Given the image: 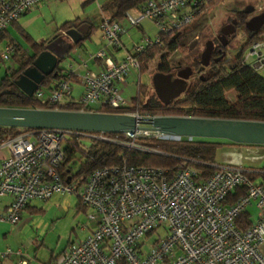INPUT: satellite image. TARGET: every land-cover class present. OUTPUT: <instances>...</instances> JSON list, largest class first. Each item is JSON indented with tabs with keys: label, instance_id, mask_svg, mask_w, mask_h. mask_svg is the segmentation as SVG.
Returning a JSON list of instances; mask_svg holds the SVG:
<instances>
[{
	"label": "built area",
	"instance_id": "1",
	"mask_svg": "<svg viewBox=\"0 0 264 264\" xmlns=\"http://www.w3.org/2000/svg\"><path fill=\"white\" fill-rule=\"evenodd\" d=\"M49 1L0 0V34ZM205 4L204 0H147L136 11L137 17L128 14L125 22L129 28H140L143 21H149L158 34L153 39L142 37L120 60L114 54L124 49L121 38L127 32L125 25L102 16L98 29L102 47L86 60L100 63L101 70L95 74L87 70L81 77L82 93L76 104L86 109L127 107L120 94L130 72L140 74L139 57L161 45V36H176L187 28L197 15L206 12H201ZM14 52L15 45H7L0 61L9 60ZM243 60L255 72L264 69V43L255 42ZM229 61L227 57L224 62ZM86 62L81 61L84 69ZM73 75L68 71L48 92L38 89L33 96L40 106H57L70 98ZM130 116L139 121L140 128L150 127L154 118L137 113ZM71 136L159 156L163 154L139 141L177 139L147 129H136L120 138L38 130L3 141L0 151H7L9 156L0 161V199L11 200L0 212V222L17 224L25 207L35 200L76 193L89 210L88 219L95 223L84 239L70 242L60 260L49 264H116L121 259L126 264H264L260 251L264 245V186L249 177L259 172L216 164L211 166L213 174L204 178L194 168L198 163L187 158L174 157L178 161L174 169L134 166L123 160L118 166L93 171L79 188L70 179L63 184L57 173ZM238 188L245 193L228 205L226 197ZM253 201L257 212L251 216L252 223L240 229L236 220ZM154 234L157 237L147 248L145 242ZM11 253H1L0 258Z\"/></svg>",
	"mask_w": 264,
	"mask_h": 264
},
{
	"label": "trees",
	"instance_id": "2",
	"mask_svg": "<svg viewBox=\"0 0 264 264\" xmlns=\"http://www.w3.org/2000/svg\"><path fill=\"white\" fill-rule=\"evenodd\" d=\"M90 1V0H89ZM147 0H107L100 6V13L103 17L112 22H123L126 16L131 12L141 9ZM225 0H205L206 4L201 6V12L211 11L221 5ZM199 15L196 16L199 17ZM242 19V18H241ZM242 24V21H240ZM78 21L69 22L61 27V31L72 29ZM100 25V22H99ZM99 25L97 29H99ZM12 28L25 40L27 48L14 42L8 33L0 34V42L5 40L9 44L15 45V52L9 60L14 62V68L6 69L4 76L0 79V107L1 108H22V109H58L61 111H86L105 113L112 115L139 114L151 117H191L222 119L236 121H255L264 122V78L248 67L243 60L245 52L258 41H264L261 37L255 36L247 39L245 45L240 48V52L225 63L229 53L234 50L233 43L235 38L228 39V44L223 47L219 42L213 39L214 51L211 56L210 65L200 69V55L196 54L192 59L190 67L187 69L193 72L192 80L189 83L188 90L178 99L168 105H163L158 101L151 86L138 85L137 97L132 99V104L127 107L114 109L112 107L86 109L75 103L59 104L52 107H41L35 97H27L16 85L15 81L27 69L32 66L33 61L39 53L43 51L44 43L35 42L27 35L17 22L12 24ZM95 27L91 25L87 37L76 45L80 47L84 41L89 39L94 33ZM162 43L149 50V52L139 57L140 73L146 72L147 65L160 56V64L157 72L168 74L172 67L168 63V56L179 48L175 36H161ZM66 70L56 68L54 73L45 78L40 86V90L49 91L65 77ZM153 90V91H152ZM234 92L235 99L228 102L227 95ZM144 94V102H141L139 96ZM33 130H21L12 128H0V144L7 140L16 138L23 133ZM110 138H120L121 135L105 134ZM139 144L156 150L163 156L141 153L137 151H128L108 143L88 141L80 137L71 136L66 140L64 148V159L57 173L63 184L67 180L76 182L77 187H82L88 176L95 170L120 165L126 160L129 165L158 167L161 169H174L178 161L175 158H187L196 161L198 165L194 166L198 174L208 178L213 174L212 165L216 162V155L220 150L232 147H255L264 148V146L236 145L222 140L205 139H158V140H140ZM175 157V158H174ZM79 163L80 168L74 174L73 166ZM246 169H250L245 167ZM258 174L249 176L254 182L259 180L261 186H264V167L254 169ZM244 189L238 188L230 192L226 197V203L232 204L238 196L243 195ZM77 208L86 209L78 201ZM30 213H40L43 209L28 204L24 210ZM252 223L251 215L248 211L243 212L236 220L240 229L247 228ZM116 264H126L124 260H118Z\"/></svg>",
	"mask_w": 264,
	"mask_h": 264
},
{
	"label": "rangeland",
	"instance_id": "3",
	"mask_svg": "<svg viewBox=\"0 0 264 264\" xmlns=\"http://www.w3.org/2000/svg\"><path fill=\"white\" fill-rule=\"evenodd\" d=\"M107 0H51L46 4H42L32 9L29 13L22 16L18 25L27 35L35 42L42 43L61 31V27L69 22L88 20L95 27L94 33L90 39L83 44L74 48L68 56L58 65L59 69L69 71L70 67H77L80 59L87 60L88 54H94L97 50V44L100 39V32L97 29L101 22L100 6ZM205 1V0H204ZM225 2L211 11L200 14L199 17L185 29L180 31L175 38L179 48L177 51L168 56V63L172 69L184 70L190 67L192 59L196 54L201 55L204 50L205 43L213 41L221 27L226 23L228 12L224 11ZM257 7L264 9V0H257ZM130 15L137 17L136 12ZM126 34L121 38L122 43L127 48H132L133 42H139L144 32V36L155 38L158 30L155 25L149 21L141 23L142 28H129L125 22ZM9 34L15 43L27 48L25 40L13 28L9 29ZM264 37V29L263 34ZM233 48L237 50L245 45L247 38L241 29L234 37ZM133 41V42H132ZM7 42H0V54L4 51ZM237 51H231L228 56L234 58ZM160 64V56L147 65L146 72L140 74L130 72L126 78V87L121 93V98L127 103L132 104V99L137 97L138 85L151 86L152 77L157 73V67ZM12 60L0 61V79L4 76L6 69L14 68ZM174 71V74H175ZM264 78V69L258 72ZM153 91V90H152ZM155 94V93H154ZM141 102H144V94L139 96ZM235 99L234 92L227 95L228 102ZM218 164H230L250 169H260L264 167V148L255 147H228L220 150L216 155ZM80 168V164L73 166L75 174ZM256 180V183H259ZM79 197L76 193L55 194L47 201L35 200L32 206L43 209L40 213L24 212L23 218L17 224L10 225L7 232V242L10 249L16 250L21 248L26 260L30 264H44L53 253L54 255L62 254L66 246L74 241L84 239L87 236L88 227L92 223L87 212L77 208ZM247 211L254 218L257 212L255 202L247 206ZM161 233V231L159 232ZM157 236L154 234L150 240L145 243L149 248L153 239ZM260 251L264 255V245L260 247ZM10 257V256H9ZM14 264L17 259L10 257Z\"/></svg>",
	"mask_w": 264,
	"mask_h": 264
},
{
	"label": "water",
	"instance_id": "4",
	"mask_svg": "<svg viewBox=\"0 0 264 264\" xmlns=\"http://www.w3.org/2000/svg\"><path fill=\"white\" fill-rule=\"evenodd\" d=\"M254 21L245 24L247 29L254 27ZM237 21L224 26L220 30L219 43L226 47L227 37L236 30ZM89 25L85 30L69 29L65 36H59L49 41L45 51L40 53L32 63L14 82L27 96L33 97L43 80L51 76L57 66L78 45L89 32ZM214 51L213 41L205 43L200 55V69L210 65ZM193 72L186 69L183 74L173 78L172 75L155 73L152 77L154 93L163 105H168L181 97L189 88V78ZM138 120L130 115H112L96 112L40 110L0 107V128L21 130H62L68 132L103 133L122 135L138 129L158 132L166 137L177 139H205L222 140L236 145L264 146V122L236 121L191 117H154L150 127H138Z\"/></svg>",
	"mask_w": 264,
	"mask_h": 264
},
{
	"label": "crops",
	"instance_id": "5",
	"mask_svg": "<svg viewBox=\"0 0 264 264\" xmlns=\"http://www.w3.org/2000/svg\"><path fill=\"white\" fill-rule=\"evenodd\" d=\"M30 12V11H29ZM28 12V13H29ZM26 15V14H25ZM102 17V15H101ZM19 21V20H18ZM18 21H17V24H18ZM85 22H87L88 24H85V25H89V27L91 28V23L88 21V20H84ZM80 22H83V21H79L78 23ZM77 23V24H78ZM19 26V25H18ZM12 28V25H10L8 28H7V31L6 33H8V35L10 36L9 34V29ZM90 28H89V32H90ZM141 29H144L142 28V26L140 27ZM88 32V34H89ZM142 33H143V37H144V32L142 30ZM85 35L84 37H87L88 36ZM83 37V38H84ZM263 40H264V37L261 35L260 36ZM11 38V36H10ZM91 38V37H90ZM89 38V39H90ZM83 40V39H82ZM5 41V40H3ZM1 41V42H3ZM122 41V40H121ZM85 42V41H84ZM133 42V41H132ZM264 43V41H262ZM44 43V42H42ZM18 44V43H17ZM123 44V43H122ZM134 42L131 44L133 45ZM7 45H9V43L7 42ZM6 45V46H7ZM97 50H95V53L98 52V50L102 47V41H101V34H100V39L98 41V44H97ZM123 47L124 49L115 53L114 54V58H116L117 60H120L124 57L126 51H129L131 48H127L124 44H123ZM232 51H237L236 52V55L240 52V48L237 49V50H232ZM94 53V54H95ZM40 54V53H39ZM38 54V55H39ZM37 55V56H38ZM89 55H93V54H88L87 57ZM235 55V56H236ZM230 57V56H228ZM80 62L77 64V67H70L69 71H71L74 75L71 79V83H72V94H71V97L66 99L64 101L63 104L65 103H75L77 102V100L79 99V97L81 96V93H82V83H81V77L86 73L87 70H89L91 73H98L100 70H101V65L100 63L96 62V61H87L86 60H83L84 62L87 63V68H83L81 66V61L82 59L79 60ZM58 67V66H57ZM68 71H66L67 73ZM65 73V74H66ZM40 89V88H39ZM44 92H48V91H44ZM9 156L8 152L7 151H0V161H2L3 159L7 158ZM242 167V166H241ZM245 168V167H243ZM249 168V167H248ZM246 169V168H245ZM249 170H254V169H249ZM10 198L9 197H4V198H1L0 199V212H3L6 208V206L9 204L10 202ZM84 212H86L87 209H84V208H81ZM24 212H29V210H23V212L21 213V217H20V221L22 220L23 218V215H24ZM30 213V212H29ZM88 213V212H87ZM32 214V213H30ZM252 218V217H251ZM20 223V222H19ZM9 227H10V224L8 223H4V222H0V254L1 253H5V252H8V251H11L12 253L9 255L10 257H13L17 259V263L18 264H23L21 263V261L25 262V264H30V261L26 260L24 255H23V251L21 248H17L16 250H12L10 249V244H8L7 242V232L9 230ZM95 227V223H91L90 226L88 227V232H87V235L90 233V231ZM20 251V253L18 252ZM63 252V251H62ZM9 256H6L4 258H0V264H14L12 263L13 261L10 260V257ZM60 257H61V254H58L57 256L54 255L53 253L50 255V258L44 263V264H49L50 262H57L60 260Z\"/></svg>",
	"mask_w": 264,
	"mask_h": 264
},
{
	"label": "flooded vegetation",
	"instance_id": "6",
	"mask_svg": "<svg viewBox=\"0 0 264 264\" xmlns=\"http://www.w3.org/2000/svg\"><path fill=\"white\" fill-rule=\"evenodd\" d=\"M259 1L260 0H258V2ZM224 6L225 7H222V9H224V11L228 12V18H227L226 23L222 27L231 24V22L234 20L237 21L235 33L232 36L227 37V40L231 37H235L237 32L241 29L244 31V34L246 35L247 39H250V38L255 37V36L260 37L263 34L264 9L257 7V0H229L227 3L224 4ZM252 20H255L254 21V27L252 29H247L245 27V24L249 23ZM240 21H242V24H240L241 23ZM85 24H88V23L85 21L80 22V23L76 24L73 27V29L85 30ZM220 30L218 31L217 35L214 38L217 42H219L218 37L220 35ZM66 31H60L59 33L52 35L49 39H47L43 44V51L42 52L45 51V46L49 41H51V40H53L59 36H65ZM214 47H215V45H214ZM185 70L186 69L175 71V69H172V71L170 73L165 74V75L170 74V75H172L173 78H176L180 74H183L185 72ZM174 71H175V74H174ZM191 77L189 78L188 83L191 82V80H192Z\"/></svg>",
	"mask_w": 264,
	"mask_h": 264
}]
</instances>
